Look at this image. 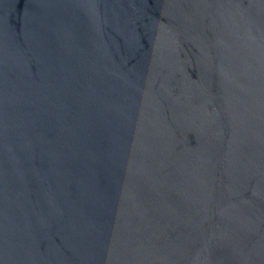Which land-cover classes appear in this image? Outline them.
<instances>
[{
    "label": "water",
    "instance_id": "95a60500",
    "mask_svg": "<svg viewBox=\"0 0 264 264\" xmlns=\"http://www.w3.org/2000/svg\"><path fill=\"white\" fill-rule=\"evenodd\" d=\"M0 264H264V0H0Z\"/></svg>",
    "mask_w": 264,
    "mask_h": 264
}]
</instances>
